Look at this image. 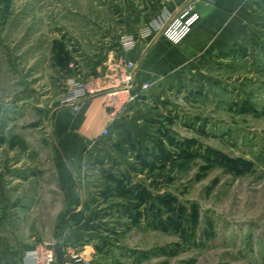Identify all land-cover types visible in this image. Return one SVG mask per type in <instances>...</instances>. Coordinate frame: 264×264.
<instances>
[{"label":"rangeland","instance_id":"obj_1","mask_svg":"<svg viewBox=\"0 0 264 264\" xmlns=\"http://www.w3.org/2000/svg\"><path fill=\"white\" fill-rule=\"evenodd\" d=\"M94 1L0 0L1 250L54 236L65 197L53 115L65 80L84 77L54 35L99 16ZM255 18V34L212 60L143 145L110 159L83 150L91 222L64 247L76 264H264V0Z\"/></svg>","mask_w":264,"mask_h":264},{"label":"crops","instance_id":"obj_2","mask_svg":"<svg viewBox=\"0 0 264 264\" xmlns=\"http://www.w3.org/2000/svg\"><path fill=\"white\" fill-rule=\"evenodd\" d=\"M189 2H194L199 20L179 44L156 34L145 40L137 37L128 49L122 47L123 37L136 36L143 25L163 23ZM256 4L257 0H95L99 16L71 17L65 33L54 35L66 41L71 61L68 69L82 72L83 78L98 74L108 57L122 53L134 66L133 92L138 94L117 116L106 106L103 95L88 97L77 111L63 106L54 112L51 134L59 151L56 182L65 202L56 212L54 236L48 240L55 242L61 261L64 247L80 244L77 234L91 222L84 217L86 209L92 207L84 205L79 188L85 180L83 150L90 148L95 155L107 156L116 149L128 153L131 149L127 145H143L156 128L163 127L162 118L178 98L189 95L191 99L192 92L199 91L200 81L210 75L206 70L212 60L255 34ZM144 82L150 87L142 91ZM104 128L108 140L102 142L107 138L102 135ZM76 167L83 172L75 174ZM37 242H19L13 252L0 248V264H23L22 254Z\"/></svg>","mask_w":264,"mask_h":264},{"label":"built area","instance_id":"obj_3","mask_svg":"<svg viewBox=\"0 0 264 264\" xmlns=\"http://www.w3.org/2000/svg\"><path fill=\"white\" fill-rule=\"evenodd\" d=\"M199 20V13L194 2L185 4L175 15L167 18L163 23H150L141 26L136 36L123 37L121 45L124 49L130 48L137 37L139 39L153 38L156 34L172 44H179ZM134 66L122 53L108 57L103 69L98 74L88 78L68 77L64 82L58 103L77 111L80 104L90 96L103 95L105 103L114 116L121 114L132 104L138 94L133 92ZM149 82H144L140 88L146 90ZM108 134L104 128L102 135ZM23 264H56L57 253L53 240H43L22 254ZM82 260L80 253L74 249L64 248L61 264H76Z\"/></svg>","mask_w":264,"mask_h":264},{"label":"trees","instance_id":"obj_4","mask_svg":"<svg viewBox=\"0 0 264 264\" xmlns=\"http://www.w3.org/2000/svg\"><path fill=\"white\" fill-rule=\"evenodd\" d=\"M61 263H62V261H61V259L59 257V254L57 253V263L56 264H61Z\"/></svg>","mask_w":264,"mask_h":264}]
</instances>
